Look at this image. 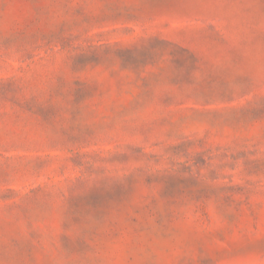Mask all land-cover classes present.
<instances>
[{
  "label": "rangeland",
  "instance_id": "374dc122",
  "mask_svg": "<svg viewBox=\"0 0 264 264\" xmlns=\"http://www.w3.org/2000/svg\"><path fill=\"white\" fill-rule=\"evenodd\" d=\"M0 264H264V0H0Z\"/></svg>",
  "mask_w": 264,
  "mask_h": 264
}]
</instances>
